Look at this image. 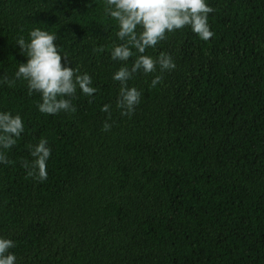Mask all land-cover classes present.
Listing matches in <instances>:
<instances>
[{
  "label": "trees",
  "instance_id": "obj_1",
  "mask_svg": "<svg viewBox=\"0 0 264 264\" xmlns=\"http://www.w3.org/2000/svg\"><path fill=\"white\" fill-rule=\"evenodd\" d=\"M208 2L214 35L184 28L147 50L176 68L156 88L154 74L135 75L141 103L128 117L115 108L104 0H0V77L26 60L16 39L41 27L97 87L49 116L24 81L0 84V110L25 124L0 165V236L16 264H264V0ZM41 137L44 182L21 167Z\"/></svg>",
  "mask_w": 264,
  "mask_h": 264
},
{
  "label": "clouds",
  "instance_id": "obj_2",
  "mask_svg": "<svg viewBox=\"0 0 264 264\" xmlns=\"http://www.w3.org/2000/svg\"><path fill=\"white\" fill-rule=\"evenodd\" d=\"M103 9L104 15L115 25V40L108 54L111 61L120 65L110 78L118 82L115 108L121 116L131 117L141 103V90L129 83L136 74H154L149 87L156 88L162 80L160 73L176 68L170 53L160 51L153 57L147 54V50H155L168 34L184 28L205 42L214 35L208 20L214 9L208 0H104ZM56 40V33L41 27L31 28L27 40L20 36L15 44L20 55L26 57L25 62L18 64L12 79L0 77V84L7 83L9 87H13L17 80L24 81L27 94L39 96L37 111L49 116L61 112L74 113L73 99L77 91L89 97V102L97 92L92 75L73 67ZM99 50L104 49L101 47ZM111 108L109 103L100 106V111L108 114L102 125L105 132L112 127L108 122ZM24 132L25 124L18 112L0 110V165L10 163L6 152ZM27 148L31 159L23 160L21 167L28 177L44 182L48 178L47 162L51 156L48 140L41 137L35 144H28ZM14 247L12 239L0 236V264H16L15 253L9 251Z\"/></svg>",
  "mask_w": 264,
  "mask_h": 264
}]
</instances>
